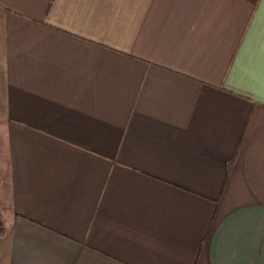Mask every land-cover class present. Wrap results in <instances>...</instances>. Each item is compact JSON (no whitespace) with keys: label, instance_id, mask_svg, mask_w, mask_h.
Here are the masks:
<instances>
[{"label":"crops","instance_id":"crops-1","mask_svg":"<svg viewBox=\"0 0 264 264\" xmlns=\"http://www.w3.org/2000/svg\"><path fill=\"white\" fill-rule=\"evenodd\" d=\"M259 6L0 0V264H264Z\"/></svg>","mask_w":264,"mask_h":264},{"label":"snow or ice","instance_id":"snow-or-ice-1","mask_svg":"<svg viewBox=\"0 0 264 264\" xmlns=\"http://www.w3.org/2000/svg\"><path fill=\"white\" fill-rule=\"evenodd\" d=\"M257 17L259 18L262 25H264V0H260V6L257 11ZM255 23V21H254ZM247 44V39H246ZM261 44H262V55H261V66H260V92L261 100L264 101V30L261 32Z\"/></svg>","mask_w":264,"mask_h":264},{"label":"rangeland","instance_id":"rangeland-1","mask_svg":"<svg viewBox=\"0 0 264 264\" xmlns=\"http://www.w3.org/2000/svg\"><path fill=\"white\" fill-rule=\"evenodd\" d=\"M7 201V200H6Z\"/></svg>","mask_w":264,"mask_h":264}]
</instances>
